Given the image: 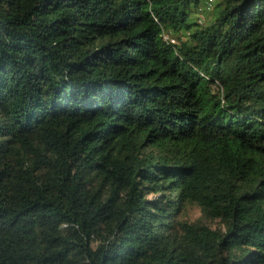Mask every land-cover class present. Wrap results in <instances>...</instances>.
<instances>
[{
  "label": "trees",
  "instance_id": "obj_1",
  "mask_svg": "<svg viewBox=\"0 0 264 264\" xmlns=\"http://www.w3.org/2000/svg\"><path fill=\"white\" fill-rule=\"evenodd\" d=\"M0 264H264V0H0Z\"/></svg>",
  "mask_w": 264,
  "mask_h": 264
},
{
  "label": "rangeland",
  "instance_id": "obj_2",
  "mask_svg": "<svg viewBox=\"0 0 264 264\" xmlns=\"http://www.w3.org/2000/svg\"><path fill=\"white\" fill-rule=\"evenodd\" d=\"M200 215V211L198 209H191L189 218H196Z\"/></svg>",
  "mask_w": 264,
  "mask_h": 264
}]
</instances>
